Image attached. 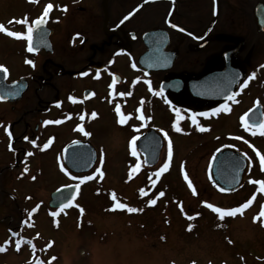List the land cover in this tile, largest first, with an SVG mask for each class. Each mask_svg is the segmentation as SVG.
I'll return each instance as SVG.
<instances>
[{
  "label": "flooded vegetation",
  "instance_id": "af4514ba",
  "mask_svg": "<svg viewBox=\"0 0 264 264\" xmlns=\"http://www.w3.org/2000/svg\"><path fill=\"white\" fill-rule=\"evenodd\" d=\"M16 1L19 20L26 19L27 24L10 25L9 31L26 34L33 21L43 18L45 22L38 28L33 25V52L27 50L26 39L0 34L6 40V45L0 46L4 53L0 66L7 69L6 75L1 72L4 84L18 83L23 89L10 96L11 91L7 90L9 100H0V145L5 156L11 158L5 171L0 170V177L17 183L4 184L0 180V195L5 193L4 198L9 200L7 205L0 204L5 210L2 220H13L6 206L19 214L22 229L36 223L37 218L42 219L41 213L51 220L69 218L73 210L89 209L101 200H110V204L103 205L106 213L117 202L133 205L137 201L140 206L134 208L139 217L145 211L142 202H147L151 211L163 206L166 212L170 208L166 198L176 189L171 183L174 176L179 189L188 194L197 193L205 185L223 197L248 192L239 203L235 204V199L230 206L202 202L197 216L178 218L191 227L196 221L200 227L203 219H211L209 229L214 235H221L225 244L232 242L234 251L235 240L228 233V224L244 219L257 198L261 201L260 214L264 208V189L257 183L264 181L260 160L264 151L259 146L264 134L259 127H245L246 123L259 125L264 121V0ZM48 4L53 7L45 17ZM35 11L37 14L32 15ZM117 105L125 116L124 124L118 122ZM141 114L143 120L138 119ZM233 118L236 129L232 132L230 125L225 128ZM198 126L206 130L200 131ZM133 136L139 137L135 157L130 148ZM204 138L211 140L214 147L203 160ZM195 139L200 142L197 167L203 166L204 184L202 178V184L198 183L188 162L197 148L191 142ZM103 141L104 145L99 143ZM73 144L91 148L94 153L92 166L84 172H76L64 160V151ZM144 151L152 158L156 155L152 166L145 164ZM222 151L238 156L239 162L243 160L239 184L232 192L216 188L211 181L212 164ZM85 153L88 157V151ZM118 156L123 157V167L109 171L108 160L114 164ZM229 160L224 157L215 163L216 176L235 173ZM137 163L140 168L134 170ZM109 172L122 174L123 186L140 183L133 190L124 189L128 198L118 193V200H111L116 195L109 194L105 185ZM202 175L199 171L198 176ZM41 183L49 185V190L45 197L35 199L38 196L34 191L40 190ZM66 187L75 188L71 206L52 208L51 195ZM19 192L23 197L20 204H15ZM160 192L164 195L160 196ZM66 197L60 201L65 203ZM208 204L225 210L248 206L221 220ZM52 212L58 215L53 216ZM78 216L75 214L74 218L79 219ZM166 218L169 220L171 215ZM258 219L264 229V215ZM8 234L13 236L11 231ZM15 236L13 239L17 240L18 235ZM33 239L38 240L25 236L18 240L26 258L23 263L30 254L35 264H42L40 247L37 243L34 247ZM53 255L55 261L57 254Z\"/></svg>",
  "mask_w": 264,
  "mask_h": 264
},
{
  "label": "rangeland",
  "instance_id": "374dc122",
  "mask_svg": "<svg viewBox=\"0 0 264 264\" xmlns=\"http://www.w3.org/2000/svg\"><path fill=\"white\" fill-rule=\"evenodd\" d=\"M17 3L19 2H15V0H0V24H3L7 29L10 25L18 26L20 24L19 17L21 14ZM37 12H33L32 15H36ZM5 41L0 38V46L6 45ZM0 52L3 54L0 55V59H2L4 53L3 51ZM228 125H230L232 132L233 129H236L234 118L230 122H226L225 129ZM198 141L197 139L191 141L193 146L197 148H194L196 151L192 150L194 151L193 159L189 157L188 162L198 183L200 182L199 178H202L204 184L203 166L197 167L200 148ZM99 143L104 145V141ZM202 143L204 145L201 152L204 153V160L207 151L214 146L208 138H204ZM259 146L264 151V142ZM3 152V145L1 144V171H5L4 166L8 164L7 161H11V158L5 156ZM108 161L109 171L111 168L117 169L116 167H119L121 169L123 167L122 156H118V160L114 164L112 160ZM200 162L203 163L202 160ZM199 171L202 175L200 177L198 176ZM11 176L9 174V177ZM106 178L105 185L108 193L114 195L120 193L125 198L128 197L124 189L131 188L130 190H133L132 187L140 183L136 181L128 187L123 186L125 177L122 174L116 175L110 172ZM174 178L173 176L171 181L174 185L169 184L176 189H172L171 196L166 198L170 201V208L164 212L165 207L159 206L151 211L146 207L147 202H142L145 209L143 217H139L138 212H121L120 210L106 213L103 205L110 204V200L106 202L101 200L96 205L91 204L89 209L79 208L78 212L73 210L70 214L72 217L69 218L51 220L41 213L40 218L42 219L37 218L36 223L27 224L24 228L19 229L21 224L18 222L19 214L16 210L6 206L9 209L7 211L12 213L13 220L4 222L1 214L5 210L0 208V248L4 249L0 251V264H35V259L30 258V254L27 255V262L23 263L26 258L24 253L20 252L22 242L11 239L8 234L9 231L17 232L19 236L38 238V240L33 239L32 244L35 247L37 243L40 247L39 252L42 260L40 259L39 262L42 264H47V260L49 264H229L230 261H233V264H264V260L260 262L261 258L264 259V229H261L258 224V218L262 215L259 213L261 211L259 210L261 205L259 198L252 203L251 208L244 215L246 216L244 219H237L227 226L228 233H231L235 240L233 251L232 242L225 244L221 235L216 236L211 228L209 229L211 219H203L206 218L203 217L204 223L200 227H198L197 221L195 222L196 225L191 227L187 223H180L179 219L197 216L202 202L213 201L217 202L218 205L230 206V201L235 199V204L239 203L243 199L241 196L248 194V192L240 191L223 197L214 194L205 185L203 188L201 186L197 193L188 194L185 190L179 189L178 181ZM8 179L5 181V176L0 177L4 184H17L12 178ZM1 185L3 188V184ZM40 187V190L34 191V194L38 196H34L35 199L45 197L46 190H49L50 186L41 183ZM18 194L15 204H20L23 197V193L19 192ZM0 196V204L7 205L9 200L4 198L6 194L3 193ZM117 198L116 195L115 199ZM12 205H14V201H12ZM127 206L134 208L140 206V202L137 201L133 205L128 203ZM75 214H79V219L74 218ZM166 215H171V218L168 220ZM219 225L223 224L219 223ZM160 236H164L165 239L162 241ZM35 250L33 253L37 252ZM27 252L31 253V251ZM55 253L57 254L56 259L52 261V256Z\"/></svg>",
  "mask_w": 264,
  "mask_h": 264
},
{
  "label": "water",
  "instance_id": "95a60500",
  "mask_svg": "<svg viewBox=\"0 0 264 264\" xmlns=\"http://www.w3.org/2000/svg\"><path fill=\"white\" fill-rule=\"evenodd\" d=\"M7 90L11 91V94H9L10 96L13 94L15 95L19 94L23 89L18 87V83L5 85L4 76L0 72V96L3 97V99H0L1 101L9 100L7 97L8 96V93L6 92ZM87 151H88V157L85 156L86 154L85 152ZM157 152H158V149L156 153L154 154H157ZM82 156H84V158ZM144 157H145V164L147 166H152L156 162V155H154V157L152 158L149 153H145ZM224 157L230 158L229 160L230 163L235 166L234 167L235 173L233 172H230V174L219 173V175L216 176L214 173L215 163H217L220 159H223ZM239 159L240 158H238V156H234V154H232L229 151L228 152L222 151L216 155V158L211 167V179H212L213 184L217 188L230 192L237 187V185L239 184L240 177H241L240 175L243 170V165H242L243 160L239 162L240 161ZM64 160L66 164L70 166L71 169L75 170L76 172H84L92 166L93 161H94V153L91 148H88V147L82 148L80 144H73L69 148L67 147L66 150L64 151ZM70 192H72V187L63 188V189H60L54 192L51 195L50 206L59 207V205L63 203L60 201L61 198L65 195L68 197Z\"/></svg>",
  "mask_w": 264,
  "mask_h": 264
},
{
  "label": "snow or ice",
  "instance_id": "6c2138e0",
  "mask_svg": "<svg viewBox=\"0 0 264 264\" xmlns=\"http://www.w3.org/2000/svg\"><path fill=\"white\" fill-rule=\"evenodd\" d=\"M52 4H48L46 7H45V10H44V16L46 17L49 10H51L52 8ZM128 17H125V19H127ZM20 23H25L27 24V20H21L19 21ZM44 19L43 18H39L35 21L32 22V25H29L27 27V31H26V34L24 33H20V32H14V31H9L3 24H0V32H4L6 33L7 35L11 36V37H14V38H23V39H26L28 41V51L29 52H33L35 51V46L33 44V31H34V27L33 25L38 28L40 25H42L44 23ZM173 27H176L175 25H173ZM181 31H183V29H180ZM27 63L29 64H33L34 66V62L31 61V60H28L26 61ZM0 72H2L4 75L7 74V69L4 68L3 66H0ZM130 95V93H128ZM120 95H125L124 93H120ZM0 99H3L2 96H0ZM228 99H231V97H228ZM137 111L139 112L140 109H137ZM215 112H219L220 109H215L214 110ZM116 112H117V115L120 117L119 119V123L120 124H124L126 122V119H125V116L121 113V110H120V106L117 105L116 106ZM96 113H92V116H95ZM201 115H206V114H201ZM247 115V114H246ZM131 116L129 115L128 119H130ZM81 119H83V117H81ZM138 119L140 120H143L144 119V116L143 114H141ZM45 123H49V121H46ZM193 123H195V120H193ZM245 127L246 128H250V127H259L260 130H261V134H264V121H262L259 125H249V124H245ZM82 132L84 131L83 128L80 129ZM134 130H138V129H134ZM177 131H181V129L177 128L176 129ZM198 130L200 131H204L206 129L202 128V127H199L198 126ZM85 135H88V133H84ZM165 136H167V133H165ZM27 139V137L25 138ZM139 139V137L137 136H133L130 140V148H131V155L132 156H137L138 153H137V148H136V141ZM168 154L169 156H171L172 154V146H171V142H169V149H168ZM259 155V153H258ZM260 160H261V166L264 167V156H261L260 157ZM140 168V164L137 163L136 166H135V169H139ZM164 168H167V164L164 165ZM97 171H99V169H97ZM161 171H163V169H161ZM160 173L157 172L156 175L158 176ZM102 175V174H101ZM34 178V177H33ZM91 177H86V179H90ZM73 179H76V177H73ZM185 179H187V176H185ZM257 183H260L262 185V189H264V181H261V182H257ZM77 189L79 188V184H77L75 186ZM189 187H192L191 185V182L189 181ZM141 191H143V189H141ZM195 192V190H193ZM160 196H163L164 193L163 192H160L159 193ZM74 199V195L70 192L69 193V196L65 198L66 202L65 203H61L59 205L60 209H64V208H67L69 206H71L72 204V200ZM113 199L115 200V196H113ZM155 200H151L150 203L151 204H155ZM250 203V201H249ZM248 205L247 204H244L238 208H233V209H229V210H225V209H222L220 207H215L213 206L212 204H208L207 207H209L210 209H212L213 212L215 213H218L219 214V218L222 220L224 219L225 216H234L236 213L238 212H242V209L247 207ZM115 208H119V209H125L127 208V210L129 212H135V211H138V209H135V208H131V207H128L126 204H123V203H119L117 202L116 205H115ZM81 212H83V209H81ZM262 215H264V208H262V212H261ZM51 215L53 216H56L58 215L57 212H52ZM192 217H190L191 219ZM19 243V242H18ZM4 249L3 248H0V251H3Z\"/></svg>",
  "mask_w": 264,
  "mask_h": 264
}]
</instances>
